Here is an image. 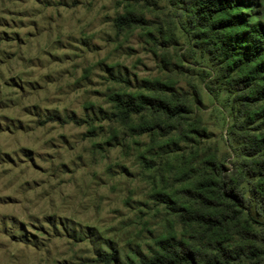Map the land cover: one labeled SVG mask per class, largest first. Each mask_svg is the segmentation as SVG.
Here are the masks:
<instances>
[{"label":"rangeland","instance_id":"374dc122","mask_svg":"<svg viewBox=\"0 0 264 264\" xmlns=\"http://www.w3.org/2000/svg\"><path fill=\"white\" fill-rule=\"evenodd\" d=\"M117 2L0 0V264H138L172 232L156 193L176 184L164 162L188 142L119 124L115 93L193 84L199 153L230 152L228 103L208 91L205 57L178 27L172 42L154 43L152 25L116 33ZM133 2L149 20L176 21L166 0Z\"/></svg>","mask_w":264,"mask_h":264},{"label":"trees","instance_id":"16d2710c","mask_svg":"<svg viewBox=\"0 0 264 264\" xmlns=\"http://www.w3.org/2000/svg\"><path fill=\"white\" fill-rule=\"evenodd\" d=\"M133 1L118 0L124 4L112 18L115 32L152 25L154 43L172 42L178 27L209 63L206 87L225 93L230 115L225 140L230 152L199 153L194 141L206 130L190 116L193 99L200 97L193 84L192 92L168 81L147 92L111 95L110 117L119 124L167 144L189 145L187 153L173 151V164L164 162L176 184L156 193L178 233L170 226L172 232L160 234L138 264H264V19L257 3L166 0L176 21L163 24L149 20ZM103 259L111 263L115 255Z\"/></svg>","mask_w":264,"mask_h":264}]
</instances>
